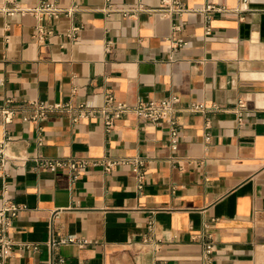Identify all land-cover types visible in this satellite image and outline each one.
Listing matches in <instances>:
<instances>
[{
  "label": "crops",
  "instance_id": "crops-1",
  "mask_svg": "<svg viewBox=\"0 0 264 264\" xmlns=\"http://www.w3.org/2000/svg\"><path fill=\"white\" fill-rule=\"evenodd\" d=\"M179 1L186 11L166 14L163 0H59L64 12L41 21L54 31L41 41L32 12H9L39 0H0V106L14 111L9 124L0 113V143L10 138L7 152L26 158L0 161V208L26 207L5 264H202L210 241L214 264H264V0ZM208 2L229 10L212 12L209 35ZM178 37L187 44L174 50ZM107 94L129 104L178 94L176 146L167 120L129 113L106 131ZM36 100L71 109L36 121ZM80 104L95 116L74 122ZM38 155L121 163H91L73 180L39 166ZM151 215L158 252L143 241ZM52 235L88 241L51 252Z\"/></svg>",
  "mask_w": 264,
  "mask_h": 264
},
{
  "label": "built area",
  "instance_id": "built-area-1",
  "mask_svg": "<svg viewBox=\"0 0 264 264\" xmlns=\"http://www.w3.org/2000/svg\"><path fill=\"white\" fill-rule=\"evenodd\" d=\"M164 3H171L172 6L168 8H164V13L168 14L170 11H176L179 13H183L186 11L179 0H163ZM244 3L248 2V0H242ZM106 10L110 11L112 9V4L108 3L106 6ZM137 10H143V6L140 5ZM23 12L30 11L32 12L36 18L39 20V24L36 26L35 36L38 40H45L47 35L53 34V28L48 27L41 23L44 19L56 20L64 10L59 7V0H39V4L33 8L24 9L18 8L17 6L13 9H10V13L14 12ZM67 14H72L74 9L65 10ZM214 11H229L225 6L216 5L213 2H208L204 8L205 12V29L206 34H212L213 27L211 25V20L213 18L212 12ZM79 27H75L69 32H67V36L72 40L77 38V31ZM182 30V25H175L173 31ZM187 44V40L183 37H178L174 40V50H178L179 48L185 46ZM108 44V49H109ZM180 101V97L178 94H171L165 98L161 99H151V100H138L135 104H129L126 101H119L114 98L113 95L107 94L105 103L101 108L102 112V123L106 131L110 132L116 126V123L119 119L123 118L125 115L129 113H134L137 116L155 123L159 124L165 120L169 121L170 124V137L174 146H176L178 139L181 133V124L174 117V114L177 110V105ZM35 113L32 118L36 121H40L46 118L48 112L52 110H70L71 106L62 103H48L43 101H34L32 102ZM247 102L244 99H240L236 106V112L238 114V119L240 123H243L245 110L247 109ZM77 113L72 117L74 122L80 120V118H90L95 116L96 110L92 106H88L86 104H80L75 108ZM191 110H202L203 105L199 103H192L189 106ZM0 113L3 115L4 122L9 124L14 119V111L9 106H0ZM209 138V137H208ZM11 142L10 138L5 139L2 143H0V161L11 160L14 163L25 161V157L17 156L16 154H12L7 152V146ZM43 144L42 140L39 142ZM36 160L39 166L45 167L51 171H57L59 169L66 170L70 174L73 180L78 179L83 170L89 165H103L105 170L110 171L112 166L121 163L120 160H111V159H94V160H86L76 157L70 158H45L41 155L36 156ZM17 164V163H16ZM140 185L139 188H143V179L144 176H139ZM26 208L23 204H18L16 202L7 201L5 205L0 208V264H5L8 260H10L14 256V247L16 242L12 237V227L14 220L19 216L20 212ZM155 218L153 215L150 216L148 220V234L144 236L143 241L145 244L151 245L155 252L161 250L164 245L162 239L155 236ZM88 240L85 237L78 236H55L52 235L48 245L51 252H53L54 248L60 244H82L86 243ZM24 246H28V244H24ZM203 258L202 264H214V251L215 246L213 242H204L203 243ZM33 250L37 251L38 246L34 245ZM62 261V260H61ZM55 262L54 264H62V262ZM53 262V260H52Z\"/></svg>",
  "mask_w": 264,
  "mask_h": 264
}]
</instances>
